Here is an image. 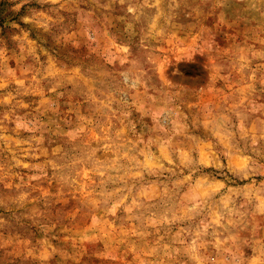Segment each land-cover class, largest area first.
Wrapping results in <instances>:
<instances>
[{
	"label": "rangeland",
	"instance_id": "374dc122",
	"mask_svg": "<svg viewBox=\"0 0 264 264\" xmlns=\"http://www.w3.org/2000/svg\"><path fill=\"white\" fill-rule=\"evenodd\" d=\"M0 264H264V0H0Z\"/></svg>",
	"mask_w": 264,
	"mask_h": 264
}]
</instances>
